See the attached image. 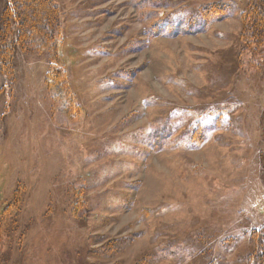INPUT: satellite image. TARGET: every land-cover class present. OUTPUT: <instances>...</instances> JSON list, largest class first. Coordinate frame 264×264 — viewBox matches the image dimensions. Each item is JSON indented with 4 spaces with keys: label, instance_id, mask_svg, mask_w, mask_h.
I'll return each mask as SVG.
<instances>
[{
    "label": "rangeland",
    "instance_id": "obj_1",
    "mask_svg": "<svg viewBox=\"0 0 264 264\" xmlns=\"http://www.w3.org/2000/svg\"><path fill=\"white\" fill-rule=\"evenodd\" d=\"M251 1L53 0L58 63L39 37L22 49L13 22L0 55V264H251L264 228Z\"/></svg>",
    "mask_w": 264,
    "mask_h": 264
},
{
    "label": "trees",
    "instance_id": "obj_2",
    "mask_svg": "<svg viewBox=\"0 0 264 264\" xmlns=\"http://www.w3.org/2000/svg\"><path fill=\"white\" fill-rule=\"evenodd\" d=\"M242 19L246 37L254 45L264 46V0H252ZM13 22L18 26V42L22 49L30 47L35 36L39 37L53 52L51 61L58 63L56 53L61 36V19L59 8L53 0H9L0 14V55L13 35ZM50 75L52 83L69 94L64 70L55 65ZM66 113L72 120L78 114L72 102L67 104ZM253 239L255 250L251 264H264V228L254 232Z\"/></svg>",
    "mask_w": 264,
    "mask_h": 264
}]
</instances>
